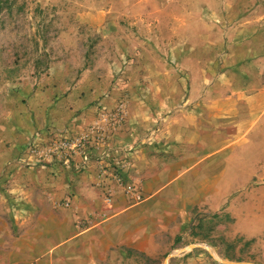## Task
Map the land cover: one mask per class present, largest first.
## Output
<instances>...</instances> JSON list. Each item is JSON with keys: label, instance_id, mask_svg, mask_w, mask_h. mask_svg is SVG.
I'll return each mask as SVG.
<instances>
[{"label": "crops", "instance_id": "crops-1", "mask_svg": "<svg viewBox=\"0 0 264 264\" xmlns=\"http://www.w3.org/2000/svg\"><path fill=\"white\" fill-rule=\"evenodd\" d=\"M127 9L132 19L135 7L121 6L120 16ZM215 9L202 42L164 20L155 53L132 34L129 46L120 38L123 48L137 46L140 60L155 56L142 85L134 82L149 91L135 121L151 123L153 100L165 112L175 106L160 132L121 133L120 141L131 143L130 173L122 182L84 156L75 158L82 172L60 162L26 164L22 147L39 132H0V264L135 263L139 255L162 253L197 210L225 209L238 232L251 238L264 233V3L225 0L224 12ZM82 21L101 24L89 12ZM136 67L130 69L142 72ZM179 73L188 75L192 88L185 108L176 107L185 98ZM254 131L262 133L250 138ZM132 185L141 201L129 192Z\"/></svg>", "mask_w": 264, "mask_h": 264}, {"label": "rangeland", "instance_id": "rangeland-1", "mask_svg": "<svg viewBox=\"0 0 264 264\" xmlns=\"http://www.w3.org/2000/svg\"><path fill=\"white\" fill-rule=\"evenodd\" d=\"M121 6L135 7L132 19L131 9L120 16ZM224 6L225 0H0V132L14 127L39 132L41 153L54 132H84L71 137L88 136L91 143L85 153L89 160L122 182L130 173L131 143L121 142V133L160 132L161 122L175 106L165 112L153 100L149 103L150 114H154L151 123L135 121L144 114L149 91L133 87L134 82L140 80L142 85L147 77L145 65L152 64L155 56L140 60L135 57L137 46L123 48L120 38L128 40L129 46L132 34L141 45L146 41L153 45L152 52L160 50L157 39L164 20L184 37L195 32L202 42L204 35L211 34L209 23L215 8L221 13ZM87 12L99 19L98 27L82 21ZM131 66L136 70L143 66L142 72ZM179 76L185 84V98L176 107L185 108L192 88L187 74ZM263 122L264 117L259 126ZM255 131L250 138L262 133ZM35 139L22 147L20 156L26 164L60 162L82 172L84 164L75 159L79 155L39 158L31 149ZM4 189L0 185V191ZM194 213L188 228L169 237L162 253L139 255L131 264H264V233L251 238L238 232L236 218L225 209Z\"/></svg>", "mask_w": 264, "mask_h": 264}, {"label": "built area", "instance_id": "built-area-1", "mask_svg": "<svg viewBox=\"0 0 264 264\" xmlns=\"http://www.w3.org/2000/svg\"><path fill=\"white\" fill-rule=\"evenodd\" d=\"M41 134H38L36 136V139L31 144V149L33 151H37L38 157H49L52 158V156L60 155L65 156L67 158L74 157L76 155L84 156L85 160L90 159L89 153H85L87 147L89 146L90 138L88 136H82V137H71L66 134V132H54L52 136L50 137V140L48 144L44 148V153L38 152L40 149V136ZM82 153V154H81ZM47 157V158H48ZM82 170V168H81ZM131 195H133V198L136 201H141L143 199L142 194L139 191V188L133 186L128 189Z\"/></svg>", "mask_w": 264, "mask_h": 264}, {"label": "trees", "instance_id": "trees-1", "mask_svg": "<svg viewBox=\"0 0 264 264\" xmlns=\"http://www.w3.org/2000/svg\"><path fill=\"white\" fill-rule=\"evenodd\" d=\"M1 8V7H0Z\"/></svg>", "mask_w": 264, "mask_h": 264}]
</instances>
